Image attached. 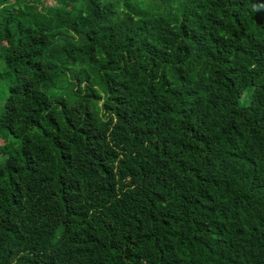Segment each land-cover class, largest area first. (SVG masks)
Returning <instances> with one entry per match:
<instances>
[{
	"label": "trees",
	"instance_id": "obj_1",
	"mask_svg": "<svg viewBox=\"0 0 264 264\" xmlns=\"http://www.w3.org/2000/svg\"><path fill=\"white\" fill-rule=\"evenodd\" d=\"M0 264H264V0H0Z\"/></svg>",
	"mask_w": 264,
	"mask_h": 264
}]
</instances>
